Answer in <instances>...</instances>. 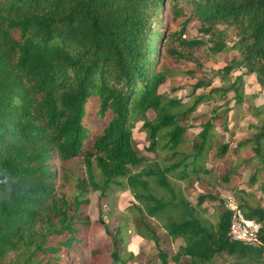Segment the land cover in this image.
<instances>
[{"label":"trees","instance_id":"16d2710c","mask_svg":"<svg viewBox=\"0 0 264 264\" xmlns=\"http://www.w3.org/2000/svg\"><path fill=\"white\" fill-rule=\"evenodd\" d=\"M192 22L201 37H190ZM162 37L167 44L160 47ZM228 50L238 59L206 77L205 57ZM242 65L244 72L231 74ZM188 74L196 78L189 103L158 91L165 79ZM243 74L264 90V0H0V264H81L73 254L90 226L87 195L97 191L100 200L115 189L130 193L134 234L154 243L159 264H214L216 255L229 258L220 264H264V204L236 201L243 216L259 224L252 246L227 236L230 213L223 206L215 223L202 217V203L220 199L201 193L191 203L170 181L207 172L212 148L215 158L227 153V142L214 145L212 120L200 126L189 152L179 151L183 121L199 104L220 102L228 92L240 108ZM215 78L220 85L210 86ZM251 116V134L233 151L249 148L263 166L264 97L251 105ZM138 121L147 150L164 152L159 159L138 154L131 133ZM54 159L82 165L71 200L54 192ZM256 183L254 171L247 186ZM146 219L183 241L169 261ZM122 228L114 232L109 264L120 261L115 237ZM182 256L188 261L179 263Z\"/></svg>","mask_w":264,"mask_h":264},{"label":"rangeland","instance_id":"374dc122","mask_svg":"<svg viewBox=\"0 0 264 264\" xmlns=\"http://www.w3.org/2000/svg\"><path fill=\"white\" fill-rule=\"evenodd\" d=\"M197 28V22H192L188 25L190 37H201ZM216 28L222 29L223 26L217 25ZM202 38L207 39V36H203ZM224 39L227 45H230L233 41V30L231 28L225 30ZM166 44L167 41L163 40L162 37L160 47ZM207 45L206 43V46ZM202 48H204V46H202ZM237 59L238 55L233 50L207 55L203 64V72L207 75L206 77H208L215 69L222 67L230 62V60ZM240 72H244L243 65L234 69L231 74ZM195 79V76L192 74L173 76L165 79L158 87V91L166 97L180 99L182 102L189 103L191 101L189 94L190 85L195 82ZM243 80L245 82L243 85L245 97L243 98L240 108L234 104L232 93L228 92L224 100L220 102H205L199 104L195 111L190 114L189 118L183 121L187 127L183 133L184 141L178 147L179 151L184 153L189 152L192 139L200 129V126L206 120H212L215 124V129L218 131L214 139V145L227 142V153L222 158H215L213 156L215 149L212 148L204 161V167L208 169L207 172L199 174L198 177H189L186 180L170 179L171 183L180 188L182 196L191 203H194L195 197L201 193H210L221 200V203H219V200L204 201L202 203V207L205 211L200 214L211 224L215 223L217 212L222 206L224 207L223 202L228 196L233 197L240 203L246 202L250 205L264 204L262 195L264 193V165L260 166L258 158L252 155L249 148L233 151L236 142L249 136L253 130L251 125H254L256 121L251 116V105H258L264 97V90L259 88L251 75L243 74ZM219 85L220 82L215 78L210 86ZM206 90L196 89L194 93L199 94ZM223 101H225V104L219 107L218 105ZM224 108L228 109L225 115L221 113ZM146 117L152 119L154 117V112L148 110L146 112ZM222 123H225L226 132L221 130ZM131 133L138 154L143 156L146 161H153L164 155V152L161 150H156V153L147 150L148 140L145 138L144 132L140 129L139 121L134 124ZM53 166L55 169L54 192L56 194L64 193L66 197L71 200L72 196L76 193V188L74 186L75 175L83 171L79 159H72L66 162L54 159ZM139 167L140 166H129V169L131 171H137ZM231 168L234 169L233 174L227 182H222L220 179L221 176ZM254 171H256L257 177L256 186L248 187L249 175ZM260 188L262 190H260ZM98 195L99 193L94 190H90L87 195L89 202L85 208V213L90 221V226L85 234V245L78 248L77 252L73 254L74 260L81 264H109V246H111L116 227L122 226L123 228L119 235L115 237L117 239L116 249L118 250L120 261L114 262L113 264H133V262L136 264H150V241H145L143 245L139 246H135V244L131 246L130 244L131 237L135 236L134 231L136 222H134V220L137 218L136 215L133 216L132 209L128 206L129 203L133 201L130 193L127 190L121 191L115 189L107 198L100 200H97ZM146 220L157 228L158 239L163 240L165 238L167 240L165 230L161 227L160 223L154 219ZM165 243L159 246L170 254L174 246L177 245V243H182V240L178 238L173 246L169 243ZM96 245L99 247L101 245L106 248L102 249L96 256L91 255L90 249ZM131 247L134 249V255L130 259V257L128 258V253H132L130 251ZM154 253L156 254V249ZM215 259L219 260V262L229 260L228 257L219 255H216Z\"/></svg>","mask_w":264,"mask_h":264},{"label":"built area","instance_id":"2783aa9c","mask_svg":"<svg viewBox=\"0 0 264 264\" xmlns=\"http://www.w3.org/2000/svg\"><path fill=\"white\" fill-rule=\"evenodd\" d=\"M223 203L224 208L230 213L227 236L231 240H236L252 246L257 245L259 224L256 221L246 219L243 216L241 210L237 206L236 200L233 197H226Z\"/></svg>","mask_w":264,"mask_h":264},{"label":"crops","instance_id":"0c3cea01","mask_svg":"<svg viewBox=\"0 0 264 264\" xmlns=\"http://www.w3.org/2000/svg\"><path fill=\"white\" fill-rule=\"evenodd\" d=\"M152 220V219H150ZM155 232H156V235L158 234V231H157V228L155 227ZM158 237V236H157ZM159 238V237H158ZM167 240L164 238L163 240L162 239H158V247L159 249H161L165 254L167 253V251L165 249H162L161 246H159L160 244L163 245L165 242L166 243H169L171 246L175 245V242L178 238H175V239H171L170 237H166ZM145 241H150V264H159V259L158 257L156 256V254L154 253L155 252V246H154V243L151 241V240H146V239H143L141 238L140 236L136 235L135 236H132L131 239H130V244L131 246H139V245H143ZM165 243V244H166ZM183 245V241L182 243L175 245L174 248L172 249L171 253L170 254H166L167 257H168V261H169V257L171 254H173L176 249L180 246ZM130 251L132 252V256L134 255V249L131 247ZM188 261V257L186 256H182L180 259H179V262L181 263H185ZM133 264H136L133 262ZM214 264H220L219 260H216Z\"/></svg>","mask_w":264,"mask_h":264}]
</instances>
